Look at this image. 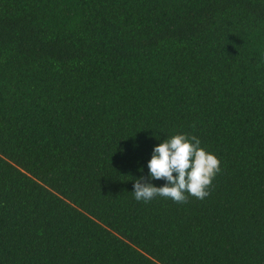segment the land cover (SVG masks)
I'll list each match as a JSON object with an SVG mask.
<instances>
[{"label":"trees","instance_id":"16d2710c","mask_svg":"<svg viewBox=\"0 0 264 264\" xmlns=\"http://www.w3.org/2000/svg\"><path fill=\"white\" fill-rule=\"evenodd\" d=\"M175 134L210 195L137 201ZM0 264H264V0H0Z\"/></svg>","mask_w":264,"mask_h":264},{"label":"clouds","instance_id":"9594fccd","mask_svg":"<svg viewBox=\"0 0 264 264\" xmlns=\"http://www.w3.org/2000/svg\"><path fill=\"white\" fill-rule=\"evenodd\" d=\"M220 163L196 136L172 135L154 147L147 164L149 179H135L134 198L147 202L160 196L176 203H186L188 196L203 200L210 195L213 179L221 170ZM151 180L165 183L156 187Z\"/></svg>","mask_w":264,"mask_h":264}]
</instances>
